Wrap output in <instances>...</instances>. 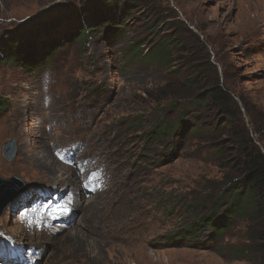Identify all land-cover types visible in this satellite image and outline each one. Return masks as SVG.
Segmentation results:
<instances>
[{
	"label": "rangeland",
	"instance_id": "1",
	"mask_svg": "<svg viewBox=\"0 0 264 264\" xmlns=\"http://www.w3.org/2000/svg\"><path fill=\"white\" fill-rule=\"evenodd\" d=\"M262 1L0 0V177L28 184L0 214V264H258L246 218L218 243L171 238L241 185L228 112L200 94L223 87L236 140L264 151ZM102 12L111 29L67 41ZM161 120L184 123L149 137Z\"/></svg>",
	"mask_w": 264,
	"mask_h": 264
},
{
	"label": "trees",
	"instance_id": "2",
	"mask_svg": "<svg viewBox=\"0 0 264 264\" xmlns=\"http://www.w3.org/2000/svg\"><path fill=\"white\" fill-rule=\"evenodd\" d=\"M126 4V3H125ZM129 8V7H128ZM126 13L128 9L124 10ZM94 22L90 27L85 25L80 26L79 33H74L69 36L67 41H85L86 38L93 33L94 30L100 27L112 28V18L109 13L102 12L99 15H94ZM171 43L169 40H164L158 43V47L152 52L150 56L151 60L159 61L163 60L166 54L171 49ZM5 50V56L11 62H23L24 66L29 65V59H31V52L25 47L24 43H8ZM60 45L57 44L55 49H58ZM133 51V57L142 55L138 49ZM143 57L147 54L142 55ZM34 65H38L37 63ZM204 93V92H203ZM201 96L210 97L212 101L219 104L221 109L228 112V118L224 121L229 126V130L232 131L233 141L237 145L236 152L240 153V156L233 164L234 171L238 173L241 179V185L234 188L233 193L228 199L222 201L225 207L222 213L218 214V210L213 209L211 213L203 215L197 221L193 222L186 229H184L180 237L172 236V240H179L181 242H191L198 238L199 231L209 228V235L207 238H211L212 243H218L222 240L225 233L229 232L234 219L246 218L249 229V248L241 252L251 250L259 254L258 264H264V151L254 143L251 139L248 140H236V127L234 126V117L230 113L228 103L232 101L230 94L224 90L223 87L213 85ZM200 98V97H199ZM3 106V104H1ZM226 108V109H224ZM230 114V115H229ZM184 121H180L177 124L167 125L163 120L157 123L153 130L148 133L149 137L153 138H165L174 132L178 125L183 124ZM183 126V125H181ZM199 130L192 133L197 134ZM204 134L212 133V130L206 128L203 131ZM229 160V159H228ZM234 258H238L239 253L234 251ZM240 252V251H239Z\"/></svg>",
	"mask_w": 264,
	"mask_h": 264
},
{
	"label": "water",
	"instance_id": "3",
	"mask_svg": "<svg viewBox=\"0 0 264 264\" xmlns=\"http://www.w3.org/2000/svg\"><path fill=\"white\" fill-rule=\"evenodd\" d=\"M8 159H12L16 153V141H7L3 147ZM28 184L21 178L13 176L9 179L0 177V214L3 212L8 202L17 194L26 191Z\"/></svg>",
	"mask_w": 264,
	"mask_h": 264
},
{
	"label": "bare ground",
	"instance_id": "4",
	"mask_svg": "<svg viewBox=\"0 0 264 264\" xmlns=\"http://www.w3.org/2000/svg\"><path fill=\"white\" fill-rule=\"evenodd\" d=\"M261 5H264V1L261 2ZM6 130H7L6 127L0 125V138L2 137L4 131H6ZM0 163H1V162H0ZM50 173H51V172H50ZM50 176H51V178H49V179L51 180L52 183H57V182H59V181L61 180V179H57L56 174H52V173H51ZM62 180H63V178H62ZM140 261H147V259H145V258L142 256V257H140Z\"/></svg>",
	"mask_w": 264,
	"mask_h": 264
}]
</instances>
